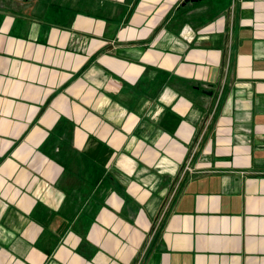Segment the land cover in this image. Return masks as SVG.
<instances>
[{
    "label": "crops",
    "instance_id": "1",
    "mask_svg": "<svg viewBox=\"0 0 264 264\" xmlns=\"http://www.w3.org/2000/svg\"><path fill=\"white\" fill-rule=\"evenodd\" d=\"M181 1L0 0V264H264V0Z\"/></svg>",
    "mask_w": 264,
    "mask_h": 264
},
{
    "label": "rangeland",
    "instance_id": "2",
    "mask_svg": "<svg viewBox=\"0 0 264 264\" xmlns=\"http://www.w3.org/2000/svg\"><path fill=\"white\" fill-rule=\"evenodd\" d=\"M227 0H198L195 2H187L185 4L186 16L182 22V30L185 37L191 36V30L188 28L195 27L201 23L203 30L214 28L216 22L212 15L222 9ZM200 13V14H199Z\"/></svg>",
    "mask_w": 264,
    "mask_h": 264
},
{
    "label": "water",
    "instance_id": "3",
    "mask_svg": "<svg viewBox=\"0 0 264 264\" xmlns=\"http://www.w3.org/2000/svg\"><path fill=\"white\" fill-rule=\"evenodd\" d=\"M195 2V1H198V0H183V1H181V5H184L185 3H187V2ZM202 92H204V93H206V94H211L212 93V91H210V90H207V89H202Z\"/></svg>",
    "mask_w": 264,
    "mask_h": 264
},
{
    "label": "trees",
    "instance_id": "4",
    "mask_svg": "<svg viewBox=\"0 0 264 264\" xmlns=\"http://www.w3.org/2000/svg\"><path fill=\"white\" fill-rule=\"evenodd\" d=\"M58 122H62V121H60V119H58L56 123H58ZM68 136H70V137H71V134H70V135L68 134Z\"/></svg>",
    "mask_w": 264,
    "mask_h": 264
}]
</instances>
